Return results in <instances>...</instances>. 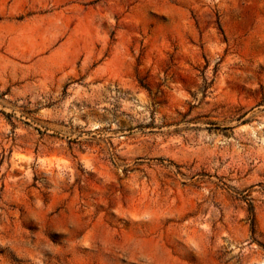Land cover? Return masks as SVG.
<instances>
[{
    "label": "rangeland",
    "instance_id": "rangeland-1",
    "mask_svg": "<svg viewBox=\"0 0 264 264\" xmlns=\"http://www.w3.org/2000/svg\"><path fill=\"white\" fill-rule=\"evenodd\" d=\"M0 264H264V0H0Z\"/></svg>",
    "mask_w": 264,
    "mask_h": 264
}]
</instances>
